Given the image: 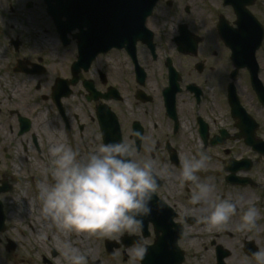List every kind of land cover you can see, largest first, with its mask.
<instances>
[{"label":"flooded vegetation","instance_id":"flooded-vegetation-1","mask_svg":"<svg viewBox=\"0 0 264 264\" xmlns=\"http://www.w3.org/2000/svg\"><path fill=\"white\" fill-rule=\"evenodd\" d=\"M81 1L0 0V189H6L0 190L6 217L0 246L11 253L20 243L22 264H68L59 246V240L67 239L86 255L88 264H141L130 254L139 238L153 263L182 264V249L187 260L189 246L198 249L194 240L200 238L209 240L210 248L203 243L200 250L211 252L213 264L217 246L224 249L223 264H231V251L220 240L230 244L244 201L228 228L210 229L197 222L199 211L188 202L193 187L181 186L176 173L186 155L209 153L211 162L198 175L214 177V196L233 197L225 193L233 192L234 186L220 173L218 161L224 165L231 157L228 136L236 129L228 100L234 62L218 23L221 20L233 32L238 27L235 8L240 7L264 26V0L228 4L225 0H125L127 13L120 6L116 22L106 10L102 18L101 0H83L84 6ZM140 1H154L142 30L137 28ZM65 5H82L85 19L62 18L59 22H67L68 28L59 31L48 8L60 10ZM38 10L47 20L31 17ZM33 39V44L26 42ZM241 71L248 77L245 69ZM241 96L254 121L249 130L263 138L264 104L251 93ZM219 139L223 145H218ZM58 142L76 149L81 157L100 144L125 142L131 145L133 158H151L172 170L173 175L159 176L150 202L152 212L139 231H125L112 239L51 229L47 239L40 240L36 205L28 212L34 216L29 241L25 232L19 233V242L7 234L6 196L19 182L42 181L50 161L48 150ZM27 172L28 179L20 180ZM8 240L14 242L12 250L7 249ZM27 242L30 259L25 253Z\"/></svg>","mask_w":264,"mask_h":264},{"label":"clouds","instance_id":"clouds-1","mask_svg":"<svg viewBox=\"0 0 264 264\" xmlns=\"http://www.w3.org/2000/svg\"><path fill=\"white\" fill-rule=\"evenodd\" d=\"M140 136V133H135ZM50 161L38 185V239L46 240L49 230L82 233L118 239L125 231H139L152 212L150 202L159 187L160 175H173L166 165L151 159L133 158L130 144H100L85 156L64 142L49 148ZM211 157L201 151L186 155L178 173L179 183H190L189 204L198 209L197 222L210 229H226L237 213L243 195L233 198L214 196V177L201 179L198 173ZM258 209L254 203L240 211L237 231L256 227ZM62 256L68 264H88L87 257L69 240H59ZM147 249L137 238L131 248L134 260L143 259ZM255 264H264V250L252 253ZM240 264H250L244 257Z\"/></svg>","mask_w":264,"mask_h":264},{"label":"rangeland","instance_id":"rangeland-1","mask_svg":"<svg viewBox=\"0 0 264 264\" xmlns=\"http://www.w3.org/2000/svg\"><path fill=\"white\" fill-rule=\"evenodd\" d=\"M31 17L35 20H47L45 15L38 10L37 12H32ZM44 24H42L43 26ZM36 29H42L43 28H36ZM52 29V28H51ZM37 35H40L39 33ZM48 35V34H46ZM36 36V35H35ZM38 40V38H35ZM26 40L27 43L33 44L34 40ZM33 41V42H32ZM257 59L259 61L261 71H260V76L264 79V41H263V46L260 49V53L258 52L257 54ZM57 67V66H56ZM58 68H56L57 70ZM246 76L244 73H241V75L238 78L237 81V86H239L242 89V92H245V89L243 87V84L245 82ZM46 80H48L46 78ZM244 89V90H243ZM48 91H44V93H47ZM49 103V102H48ZM47 103V105H49ZM196 142V141H195ZM232 144V147L230 146ZM228 146L231 147L232 151L230 154L234 157H249L251 160L255 158V155H253L252 151L249 149L248 146L243 144L242 141H234L233 143H230ZM196 143L194 144L195 147ZM187 149V147H186ZM207 155L210 156L209 153H206ZM192 155V154H191ZM29 174V172L24 173L22 177H20V180H27L28 178L26 175ZM240 175H246L250 178H252L256 182V186H247L245 188L243 187H236L233 192H226L228 195H232L233 197H238L239 195H243L244 199L241 201H244L242 205L246 208L249 203H254L255 206L258 209V218L256 221V227L253 228L250 231H237L235 230L234 237L228 242H224L220 240L224 245H226L229 250L231 251L230 259L228 263L231 264H240V261L244 258L247 257L250 261V264H255V261L251 260L250 257L246 256L244 252L242 251L243 247V241H254L258 249L264 250V157L260 158L257 163H255L252 168L247 172V173H239ZM37 193H38V188L36 186V183H22L19 182L16 184V187L14 190L8 194L5 198V204L6 208L10 210L11 212L8 214L9 218V231L8 235L19 242V233L20 231H23L25 233H29V223L34 224L33 222V217L32 214H29L25 209L29 207V205H26V201L28 199H32L34 204L32 211H34V207L38 204V198H37ZM23 194H26L24 196ZM232 197V198H233ZM249 199H251L249 201ZM31 211V210H30ZM35 213L38 215V220L39 219V212L35 210ZM34 213V214H35ZM22 218V219H21ZM239 223V219L235 224L237 225ZM231 229V227L229 228ZM237 234V235H236ZM27 235V240L29 241L30 234ZM196 241L195 247L198 249L195 250L194 246L190 245L188 252H187V260L183 264H213L214 259L212 258V254L209 251H201L200 249H204V244L206 245V248H210L209 245V240H203V239H198L194 240ZM205 241V242H203ZM27 247L28 250L25 252L28 259L31 258V249H30V244L27 242ZM23 254V251L21 249L20 243L17 246L16 250L7 253L5 248L3 246H0V264H22L20 263V257Z\"/></svg>","mask_w":264,"mask_h":264},{"label":"water","instance_id":"water-1","mask_svg":"<svg viewBox=\"0 0 264 264\" xmlns=\"http://www.w3.org/2000/svg\"><path fill=\"white\" fill-rule=\"evenodd\" d=\"M59 18V17H58ZM247 26L244 27V30L247 29L250 32L251 35V41H252V49H251V54L250 56H244L241 55V59L244 60V58L246 59L247 62H250L251 66L248 64L249 68H250V72H251V82H252V86L254 88V90L256 91L258 98L261 100L264 98V89L262 88V85L260 83V81L258 80L257 77V65L254 61V56H253V50L254 48H256L258 46V44L260 43L261 37H262V33L261 30L258 28V26H256L254 23H251V25H249L247 28ZM225 39L227 40L228 36L226 33H223ZM244 56V58H243ZM233 89V88H232ZM233 97L234 100V104L237 107L238 102H237V98L235 95L234 90L231 91V98ZM246 142L249 144H253V139H247ZM254 148H256L258 151H260L261 153L264 154V146H259V145H254ZM248 168L249 167V163L248 162H242V163H235L232 167H231V171L234 173L235 171H237L239 168ZM2 223H3V216L1 213V208H0V230H2ZM12 248V246H11ZM248 252L250 254L254 253L255 251L253 250V248H249ZM142 264H175V263H142ZM218 264H222L221 262V257L219 258Z\"/></svg>","mask_w":264,"mask_h":264},{"label":"bare ground","instance_id":"bare-ground-1","mask_svg":"<svg viewBox=\"0 0 264 264\" xmlns=\"http://www.w3.org/2000/svg\"><path fill=\"white\" fill-rule=\"evenodd\" d=\"M42 38H44V37L41 36L40 39H42ZM38 121H39V120H38ZM40 121L43 122V121L41 120V118H40ZM40 121H39V122H40ZM41 122H40V123H41ZM38 185H39V184L36 185L37 188H38ZM23 195L26 196V194H23ZM250 200H251V199H249V201H250ZM38 203H39V200H38ZM33 204H34L33 200H32V199H28V200L26 201V205H29V207H28L27 209H25V210H26L27 212H30V210H31V212H32V209H33V206H32V205H33ZM257 221H258V220H257Z\"/></svg>","mask_w":264,"mask_h":264}]
</instances>
